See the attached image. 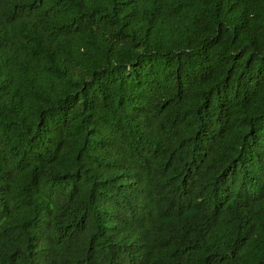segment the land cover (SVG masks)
I'll return each instance as SVG.
<instances>
[{
	"label": "trees",
	"instance_id": "trees-1",
	"mask_svg": "<svg viewBox=\"0 0 264 264\" xmlns=\"http://www.w3.org/2000/svg\"><path fill=\"white\" fill-rule=\"evenodd\" d=\"M0 264H264V0H0Z\"/></svg>",
	"mask_w": 264,
	"mask_h": 264
}]
</instances>
